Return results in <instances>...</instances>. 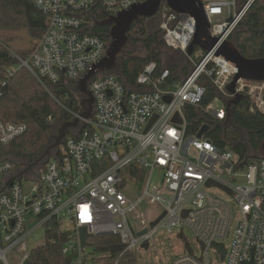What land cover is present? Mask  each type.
Segmentation results:
<instances>
[{
    "label": "built area",
    "instance_id": "1",
    "mask_svg": "<svg viewBox=\"0 0 264 264\" xmlns=\"http://www.w3.org/2000/svg\"><path fill=\"white\" fill-rule=\"evenodd\" d=\"M29 1L47 15V29L25 59L15 57L47 89L62 79L73 82L74 88L106 57L109 42L86 33L96 20L92 11L105 12L108 18L145 0ZM255 1L204 3L211 37L220 43L231 40ZM158 17L164 44L192 70L171 86L170 70L165 68L157 76L156 63H150L134 88L116 76L99 74L89 83L93 117L84 119L82 113H72L79 127L44 168L25 173L26 168L17 170L11 160L0 161V264H10L7 257L16 249L24 253L18 264H25L27 241L52 217L72 227L67 230L70 237L63 252L75 254L73 264H91L88 248L81 247L82 228L93 237L118 236L124 253L143 249L146 241L150 247L159 232L179 235L189 231L198 253L191 246L192 255L185 249L172 264H264V159L241 168L232 150L219 148L204 137L188 136L184 114L186 106L203 102L206 87L200 79L205 76L217 90L214 101L224 102L217 109L208 106L205 113L224 122L226 102L232 98L227 87L236 67L214 52L195 48L188 54L196 33L190 15L175 14L163 4ZM236 92L248 96L253 109L264 112V82L242 80ZM177 115L181 124L174 122ZM25 132V125L0 117V146ZM105 158L110 166L101 171ZM132 165L148 172L144 188L133 198L124 193L125 173L133 178L126 169ZM156 169L162 178L154 184ZM209 181L216 185L208 186ZM211 189L224 196L211 194ZM145 200L162 207L166 215L155 229L138 237L130 216ZM214 244H223L224 258Z\"/></svg>",
    "mask_w": 264,
    "mask_h": 264
},
{
    "label": "trees",
    "instance_id": "2",
    "mask_svg": "<svg viewBox=\"0 0 264 264\" xmlns=\"http://www.w3.org/2000/svg\"><path fill=\"white\" fill-rule=\"evenodd\" d=\"M95 19H106V13L95 9L91 13ZM87 22L89 18H84ZM48 17L38 10L29 0H0V117L5 122L23 124L26 132L17 137L7 146H0V161L11 160L19 169L27 168V164L41 157L49 145V139L54 130L67 122L74 120L72 113L81 114V99L73 92V82L64 79L55 84L41 83L24 67L11 53V42L8 31H26L30 48H16L19 58L25 59L42 39L47 29ZM157 27V25L155 26ZM139 35L147 36L144 41V56L127 54L119 57L120 71L123 81L130 87L137 85L139 75L150 63H156L157 76L167 68L171 72L169 83L179 80L176 71L179 63H163L162 42L159 29H152L142 20L134 25ZM109 27H90L86 33L96 35L109 41ZM236 46L240 53L248 59L264 58V0H256L245 14L236 32ZM10 69L12 75L3 74ZM188 75L189 70L184 69ZM200 84L206 87L203 102L198 106H186L184 114L187 120V135H197L205 125L210 126L204 139L219 148L232 150L239 158L240 167L264 159V112L253 109L250 98L244 96L233 107V126H224L223 122L215 120L205 109L217 98V90L212 81L203 76ZM68 133V138L73 137ZM100 170L110 166V160H102ZM137 181L140 190L144 188L147 170L132 165L126 169ZM45 242L43 245L29 251V264H73L75 254L66 255L63 250L70 237V232L62 230V223L57 217L50 218L44 226ZM93 244L91 264H136L137 254L134 251L124 253L125 247L116 235L94 236L89 239Z\"/></svg>",
    "mask_w": 264,
    "mask_h": 264
},
{
    "label": "water",
    "instance_id": "3",
    "mask_svg": "<svg viewBox=\"0 0 264 264\" xmlns=\"http://www.w3.org/2000/svg\"><path fill=\"white\" fill-rule=\"evenodd\" d=\"M165 4L173 13L190 15L196 22V33L191 43L188 54L191 55L195 48L203 50L205 53L214 52L216 56L223 57L225 60L231 62L236 67V75L232 82L228 85L227 91L232 98L226 102L227 117L224 126L232 127L242 134V131L233 126V107L236 106L241 99L244 98L243 94L237 93L236 88L240 81H255L264 82V58L262 59H248L245 58L236 46L237 36L236 33L232 36L231 40H226L222 43L219 38H213L210 35V24L204 9L202 0H145L143 3L135 5L128 10L120 12L117 16H110L102 21L94 20L93 27L107 26L110 28L108 38L110 39L109 48L106 57L97 65L88 71L79 81L77 86L73 88L76 95L82 96L80 105L82 108V118L91 119L93 117L94 100L91 92L89 91V83L99 74L104 76H116L123 79L120 66L119 56L124 51L128 42L130 41L129 33L134 25H138L143 19L152 20L156 18L161 6ZM170 100V97L165 99ZM157 117L151 120L150 125ZM175 123L181 124V118L177 115L174 118ZM80 125L79 119L67 122L56 129V134L52 135L49 139V145L39 159L27 164L25 173H33L34 168H44L52 158V152L58 150L65 142L66 136L73 130H76ZM149 125V127H150ZM210 126L205 125L197 134L198 139H202L208 132ZM208 186L216 185L215 182L209 181ZM187 211L184 212V216ZM166 213L163 212L155 221L150 222L149 229L153 230L163 220ZM148 233L145 229L137 233L138 237H142ZM93 236L89 235L85 228L79 230V238L82 248H93V244L89 241ZM185 245L186 251L192 255L191 245L181 231L178 235ZM214 246L221 252L222 258L225 256V249L223 244H214ZM143 249H149V242L143 244ZM204 246L202 245V248ZM25 264H29L26 261Z\"/></svg>",
    "mask_w": 264,
    "mask_h": 264
},
{
    "label": "rangeland",
    "instance_id": "4",
    "mask_svg": "<svg viewBox=\"0 0 264 264\" xmlns=\"http://www.w3.org/2000/svg\"><path fill=\"white\" fill-rule=\"evenodd\" d=\"M203 3L213 2L216 0H202ZM157 25V27H155ZM154 27H151L152 29H159V38L162 42V52H163V63L165 66H169L170 64H176L179 63L181 69H188L189 71L192 70V67L188 64H186L185 60L175 51L169 49L163 42V35L160 30V22L159 20L157 23H155ZM6 35L8 37H12L15 40L11 42V53L13 56H15L16 48H24L28 49L30 46L28 45V42L25 41V39L28 37L26 31H8L6 32ZM130 41L128 42L127 46L125 47L124 51L121 53L122 56H126L127 54H133V55H140L144 56L146 54V51L144 49V41L147 39V36L145 35H139L137 32L133 31V35L129 33ZM203 51V50H202ZM15 52V53H14ZM204 53V51H203ZM120 55V56H121ZM119 56V57H120ZM198 61V59H196ZM10 69H8L3 74V81L7 79L5 76ZM182 72V71H181ZM180 74V72L178 73ZM10 76V75H9ZM181 78H184V75H182ZM80 99H82V96L77 95ZM224 102L222 100L214 101L211 104V107L214 109H217L219 107H222ZM61 125H59L56 129L60 128ZM56 129L54 130V134H56ZM70 133H73V131ZM54 152V151H53ZM52 152V153H53ZM125 177L127 179V187L124 191V193L128 196L133 198L137 195V192L141 191L139 189L138 183L134 178H131L125 173ZM162 178V172L159 169H156L154 173V184H157L160 182ZM25 186H29L28 180H25ZM211 194L224 196L223 193L219 192L216 189L210 190ZM163 213L162 207H160L157 204L151 203L149 200H145V202L140 205L138 211L134 212L130 216V221L135 228L137 232H140L144 229H149V224L152 221H155L161 214ZM72 227L70 224L63 223L62 224V230L67 231L71 230ZM185 235L195 250L196 253H198V245L196 243V240L192 237V235L189 233V231L185 232ZM45 242V230L44 228H41L34 232L32 237L27 241L26 244V253H28L31 249L37 248L41 245H43ZM230 241H227L226 244L228 245ZM88 255H92L93 249L88 248ZM24 254L20 249L14 250L12 253H10L7 257L8 262L10 264H18V258ZM137 254V262L136 264H172L174 260L185 254V248L183 241L178 238L177 234H167L166 232H159L154 236V240L151 242L150 247L148 250L140 249L136 251ZM217 264H222L220 261Z\"/></svg>",
    "mask_w": 264,
    "mask_h": 264
},
{
    "label": "flooded vegetation",
    "instance_id": "5",
    "mask_svg": "<svg viewBox=\"0 0 264 264\" xmlns=\"http://www.w3.org/2000/svg\"><path fill=\"white\" fill-rule=\"evenodd\" d=\"M158 16H156V18L152 19V20H148V19H143L142 21L146 24V25H151V27H154L155 26V23H157L158 21ZM138 26V25H137ZM102 27H106V26H102ZM96 28H101V27H96ZM135 31V30H133ZM133 31H130V34L133 35ZM136 33V31H135ZM108 35V34H107ZM110 42V39L109 41ZM53 154V153H52ZM17 170H19V168H17ZM36 170H40L39 168H36Z\"/></svg>",
    "mask_w": 264,
    "mask_h": 264
},
{
    "label": "crops",
    "instance_id": "6",
    "mask_svg": "<svg viewBox=\"0 0 264 264\" xmlns=\"http://www.w3.org/2000/svg\"><path fill=\"white\" fill-rule=\"evenodd\" d=\"M157 16H158V14H157ZM181 71H182V72H181ZM179 72H180V74H178ZM176 73H177V75L179 76V80H178V81H175L174 83H170L171 86H172V85H176L180 80H182V79H183V78H181L182 75H184V77L187 76V75L184 74V69H183V68L181 69V67L178 68V70L176 71ZM223 123H225V121H224ZM30 238H31V237H30ZM30 238H29V239H30Z\"/></svg>",
    "mask_w": 264,
    "mask_h": 264
}]
</instances>
